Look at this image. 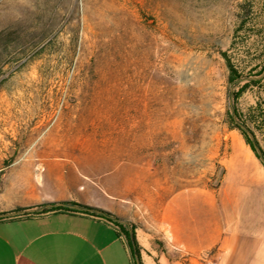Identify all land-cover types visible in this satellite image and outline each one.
<instances>
[{
    "label": "rangeland",
    "instance_id": "obj_1",
    "mask_svg": "<svg viewBox=\"0 0 264 264\" xmlns=\"http://www.w3.org/2000/svg\"><path fill=\"white\" fill-rule=\"evenodd\" d=\"M238 127L264 154V0H0V220L51 165L150 203L211 187Z\"/></svg>",
    "mask_w": 264,
    "mask_h": 264
},
{
    "label": "crops",
    "instance_id": "obj_2",
    "mask_svg": "<svg viewBox=\"0 0 264 264\" xmlns=\"http://www.w3.org/2000/svg\"><path fill=\"white\" fill-rule=\"evenodd\" d=\"M236 147L217 184L185 181L152 203L124 171L119 182L107 174L101 186L89 173L62 177L51 165L39 203L72 201L110 213L134 228L141 264H264V164L251 148ZM113 221L80 211L2 219L0 264H136Z\"/></svg>",
    "mask_w": 264,
    "mask_h": 264
},
{
    "label": "trees",
    "instance_id": "obj_3",
    "mask_svg": "<svg viewBox=\"0 0 264 264\" xmlns=\"http://www.w3.org/2000/svg\"><path fill=\"white\" fill-rule=\"evenodd\" d=\"M226 64L229 69V81L230 82H235L236 77L239 78V75L236 73V69L230 62V60L226 57ZM236 97V95H235ZM239 130L241 131L242 135L244 136L246 144L256 153V156L263 162L264 164V154H260L256 148V145L253 140L249 139L247 136V133L244 129L241 127H238ZM36 209L35 213L37 215L49 213V212H73V211H80L84 212L87 214H91L94 216H101V217H107L108 220H114V224L118 227V230L120 233L124 234L129 240H130V246H131V251L132 255L134 257L135 263L136 264H141L140 262V252H139V247L136 242L135 238V231L133 227H128L120 222L112 216L110 213L98 209L95 207H91L88 205H84L81 203H76L72 201H62V202H53V203H43L39 204L33 207ZM29 210L28 208H20L18 209V213L21 211ZM23 214V213H22ZM1 215V214H0ZM24 216H33L30 215L29 213H25Z\"/></svg>",
    "mask_w": 264,
    "mask_h": 264
},
{
    "label": "built area",
    "instance_id": "obj_4",
    "mask_svg": "<svg viewBox=\"0 0 264 264\" xmlns=\"http://www.w3.org/2000/svg\"><path fill=\"white\" fill-rule=\"evenodd\" d=\"M213 264H215V263H213Z\"/></svg>",
    "mask_w": 264,
    "mask_h": 264
}]
</instances>
